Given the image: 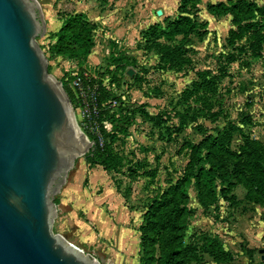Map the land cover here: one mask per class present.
Wrapping results in <instances>:
<instances>
[{"label":"rangeland","instance_id":"1","mask_svg":"<svg viewBox=\"0 0 264 264\" xmlns=\"http://www.w3.org/2000/svg\"><path fill=\"white\" fill-rule=\"evenodd\" d=\"M37 1L45 29L36 41L48 59L49 72L61 84L66 78L68 83L62 86L74 96L68 72L79 64L50 55L48 42L65 13L84 11L95 22L94 44L84 63L95 70L112 67L109 55L115 42L127 69L117 73L110 86L132 116L126 131L118 124L106 136L111 153L107 168L88 163L84 155L75 158L53 192L52 231L90 253L97 264H141L143 213L183 174L195 143L213 133L221 134L233 149L249 138L264 145L263 33L233 24L230 13H209L206 3L216 0H200L188 8L192 17L207 21L205 31L170 39L144 31L156 20L165 23L164 18L176 16L179 0ZM255 1L264 5V0ZM200 79L207 86L197 89L194 82ZM76 98L71 104L84 131L82 100ZM140 107L147 115L140 113ZM232 180L229 197L220 196L207 206L199 203L195 185L189 183L192 212L186 242L196 254L190 264H251L245 240L255 225L254 214L264 217V204L252 201L247 187L235 177ZM204 234H218L235 259L215 261L203 244Z\"/></svg>","mask_w":264,"mask_h":264},{"label":"water","instance_id":"2","mask_svg":"<svg viewBox=\"0 0 264 264\" xmlns=\"http://www.w3.org/2000/svg\"><path fill=\"white\" fill-rule=\"evenodd\" d=\"M44 29L37 0H0V264H97L52 231L53 192L92 141L48 70Z\"/></svg>","mask_w":264,"mask_h":264},{"label":"trees","instance_id":"3","mask_svg":"<svg viewBox=\"0 0 264 264\" xmlns=\"http://www.w3.org/2000/svg\"><path fill=\"white\" fill-rule=\"evenodd\" d=\"M199 2L200 0H179L177 4L179 13L176 16L164 18L165 23L159 20L150 23L144 33L170 39L178 34L186 35L193 30L205 31L207 21L195 19L188 11L189 6H197ZM206 10L213 15L230 13L233 24L242 28H254L259 33H263L260 37L264 39V5L257 1H208ZM94 29L95 22L84 11L65 13L48 42L49 54L73 59L81 70L83 67H89L84 61L92 51ZM109 60L112 67L108 66L105 70L91 68L95 71L98 80L97 99L100 105L98 120L102 143L99 142L95 132L89 128L84 129L92 141L89 150L84 154V159L88 163H99L103 168L109 166L111 159L106 139L111 127L119 124V129L126 131L132 121L127 104L113 92L110 86V83L118 78L117 73L120 74L127 69V64L118 53L113 41ZM105 75L109 76L107 84L103 83ZM68 77L70 81L71 71L68 72ZM64 80L62 84L65 88L68 80L66 78ZM204 80L208 82L205 78ZM204 80L194 82L195 87L200 89L207 86ZM67 93L74 103L76 93L74 96L71 90ZM113 97L117 99V105L114 107L108 105V99ZM139 111L147 115L145 109L140 107ZM102 120L108 124L105 125ZM230 162H232L231 166ZM232 177L247 187V193L252 201L264 204L263 144L255 138H249L239 149H233L221 134L213 133L205 135L195 143L183 174L164 189L159 197L154 198L143 213L144 221L139 226L141 264H190L196 254L192 244L186 242L188 219L192 212L188 185L193 181L199 203L207 206L216 203L220 196L229 197L227 190L233 184ZM217 182H220L219 190ZM203 244L217 262H231L234 258V252L224 245L218 234H204Z\"/></svg>","mask_w":264,"mask_h":264},{"label":"built area","instance_id":"4","mask_svg":"<svg viewBox=\"0 0 264 264\" xmlns=\"http://www.w3.org/2000/svg\"><path fill=\"white\" fill-rule=\"evenodd\" d=\"M71 73L70 85L75 90L76 96L82 100L81 107L87 128L95 132L99 142L102 143V136L99 129L100 122L98 120L100 105L97 99L98 80L96 73L89 67H83L81 70L79 65L74 70H71ZM103 83L107 84V80L104 79ZM108 105L112 107L116 106L117 99L114 97L108 99ZM102 122H105V125L108 124L106 121L102 120Z\"/></svg>","mask_w":264,"mask_h":264},{"label":"crops","instance_id":"5","mask_svg":"<svg viewBox=\"0 0 264 264\" xmlns=\"http://www.w3.org/2000/svg\"><path fill=\"white\" fill-rule=\"evenodd\" d=\"M161 13H162V9H161ZM261 209L264 210V206H261ZM254 217L255 220L253 222H255V225L252 227L250 236H246V240H245L246 242L249 241L247 247H250L251 249L250 252H248V255L250 257L249 261H251V264H264V258L261 257L262 253H264V217L261 216L259 217L257 215L255 216V214ZM256 218H258V220H256ZM235 256L236 254H234V259Z\"/></svg>","mask_w":264,"mask_h":264},{"label":"bare ground","instance_id":"6","mask_svg":"<svg viewBox=\"0 0 264 264\" xmlns=\"http://www.w3.org/2000/svg\"><path fill=\"white\" fill-rule=\"evenodd\" d=\"M95 263H97V261Z\"/></svg>","mask_w":264,"mask_h":264}]
</instances>
